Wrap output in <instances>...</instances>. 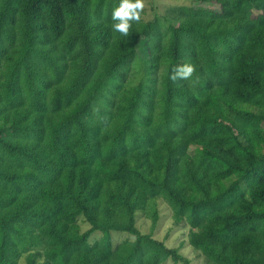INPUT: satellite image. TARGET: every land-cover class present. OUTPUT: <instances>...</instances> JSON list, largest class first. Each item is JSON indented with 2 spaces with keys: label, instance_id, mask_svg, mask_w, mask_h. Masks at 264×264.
<instances>
[{
  "label": "trees",
  "instance_id": "trees-1",
  "mask_svg": "<svg viewBox=\"0 0 264 264\" xmlns=\"http://www.w3.org/2000/svg\"><path fill=\"white\" fill-rule=\"evenodd\" d=\"M119 3L0 0V264H193L139 230L158 200L202 264H264V0L141 12L128 36Z\"/></svg>",
  "mask_w": 264,
  "mask_h": 264
},
{
  "label": "rangeland",
  "instance_id": "rangeland-1",
  "mask_svg": "<svg viewBox=\"0 0 264 264\" xmlns=\"http://www.w3.org/2000/svg\"><path fill=\"white\" fill-rule=\"evenodd\" d=\"M188 2L189 0H145V8L142 12L146 19H150L154 18L155 14L161 16L166 10L176 11L179 9V6L188 4ZM231 27L232 20L208 23V25L205 24L201 28V32H203L201 35L213 34L217 37L228 38L225 32H228ZM128 70L129 82L131 84H135L139 81H149L150 75L152 73L149 66V61L142 57L134 59ZM250 124L259 125L260 123L250 120ZM191 153L193 154V152ZM156 208L158 210V216L153 227L152 218L149 216L148 211H142L137 214L136 224L139 230L143 233H151L153 237L158 240H162L169 247H178L181 254L190 259L193 264H202V259L193 251L194 249L188 243V227L183 225H173L171 208L164 200H158L156 203ZM83 227L86 228L85 224ZM112 235L114 243H118L126 238H132L130 234L122 232H113ZM99 236L100 233L95 232L93 238L97 239ZM163 264L173 263L171 260H168Z\"/></svg>",
  "mask_w": 264,
  "mask_h": 264
},
{
  "label": "clouds",
  "instance_id": "clouds-1",
  "mask_svg": "<svg viewBox=\"0 0 264 264\" xmlns=\"http://www.w3.org/2000/svg\"><path fill=\"white\" fill-rule=\"evenodd\" d=\"M145 8V0H120L119 6L114 7L112 11V29L128 36L132 24L139 23L141 20V12ZM195 71L194 65L186 62L172 69L170 79H188Z\"/></svg>",
  "mask_w": 264,
  "mask_h": 264
}]
</instances>
